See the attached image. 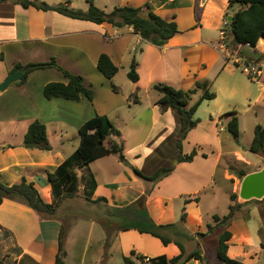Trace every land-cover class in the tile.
<instances>
[{
    "label": "crops",
    "instance_id": "crops-1",
    "mask_svg": "<svg viewBox=\"0 0 264 264\" xmlns=\"http://www.w3.org/2000/svg\"><path fill=\"white\" fill-rule=\"evenodd\" d=\"M38 1L49 6L64 4L82 11L89 7L88 0ZM92 2L106 13L115 7L144 8L148 3L154 14L167 21L173 20L178 33L163 46L156 47L143 41L131 27L97 25L54 11L0 3V84L18 69L16 66L54 60L60 68L81 76L84 88L92 92L90 101L85 97L78 102L45 99L43 87L46 84L66 83L58 70L50 68L33 71L22 82L23 75L20 81L0 93V182L12 186L25 179L34 184L46 203H52L48 175L79 146L80 125L96 114L107 116L116 129H120V134L122 128L116 122L130 123L134 127L147 124L150 148L144 154L126 155L127 162L130 160L128 166L120 162L117 155L100 158L89 165L97 182L93 199L105 198L107 206L113 208L135 205L133 221L142 218L146 224L145 218H148L156 226L175 225L162 231L170 243L163 245L160 239L137 230H120L131 217L122 218V221L127 220L123 224L119 223L121 217L116 216L112 239L105 252L107 235L102 218L88 213V216L71 219L72 214L65 213L60 215L61 219L58 216L43 219L24 204L3 199L0 204V260L5 264H55L58 234L63 225L66 228L63 264H142L136 256L173 258L180 254L176 242L186 253L198 246L205 264H222L216 257L221 229L202 237L195 234L205 233L212 217L217 215V203L210 197H215L218 175L220 183L229 184L239 181L229 166L244 169L247 174L260 170L262 158L258 155V160H250L246 156L251 142L244 147L239 135L235 143L226 131L228 119H220V116L241 105L264 101V39L260 38L252 48L257 52L254 57L244 54L245 49H251L246 45L237 46L233 53L228 47L226 50L219 48L228 0ZM101 54L107 55L118 67L112 80L105 79L96 68ZM133 59L137 63L138 81L122 80V83L116 82L115 91L108 90L106 82H115L119 73L127 78ZM243 65L260 69L257 81L253 82L255 85L240 71ZM197 82H206L215 98L201 103L194 115L199 123L182 141V153L189 154L195 149L196 157L192 162H178L176 138L180 135V119L174 109L163 111L156 104L160 95L153 86L165 84L186 91ZM134 93L137 102L132 100ZM148 93H151L148 102H142ZM197 94L199 97L200 92ZM35 121L46 127L51 146L48 151L26 147L25 134ZM110 138L107 147L113 145ZM168 167H173L172 172L156 184L139 179L131 169L138 168L149 176ZM78 175L84 177L83 169L78 170ZM231 193H235V189ZM229 202L225 213L217 216L228 213L232 204ZM183 213L185 221L180 224ZM228 231L231 234L229 258L244 264H264V202L245 204ZM132 252L135 255L132 256ZM126 257L131 263L124 262ZM204 263L190 260L185 264Z\"/></svg>",
    "mask_w": 264,
    "mask_h": 264
},
{
    "label": "trees",
    "instance_id": "trees-1",
    "mask_svg": "<svg viewBox=\"0 0 264 264\" xmlns=\"http://www.w3.org/2000/svg\"><path fill=\"white\" fill-rule=\"evenodd\" d=\"M0 3H12L18 4L22 8L27 9L34 7L41 11H54L68 18L88 21L97 25L107 23L116 28L131 27L133 32L140 36V38L156 47H161L178 33L177 24L171 20L167 21L157 16L150 10V5L147 3L144 8H131V7H115L110 13L97 8L93 5L92 0H88L89 7L86 11L79 9H73L59 4L57 6H49L45 2L38 0H0ZM145 14L144 18L140 17V14ZM229 17L232 21L228 23L225 32L226 37L230 39V46L236 48L239 45H248L250 48H255L259 39H264V0H228V13L225 19ZM229 46V47H230ZM228 47V48H229ZM263 59V56H261ZM16 68H27L22 82L25 81L27 75L36 70H44L55 68L58 70L66 83L51 82L43 87V96L47 100L63 99L66 101L78 102L82 97H85L89 101L92 100V92L85 89L83 86V79L79 75H74L68 71L60 68L54 60L47 63L28 64L24 67L16 66ZM98 72L107 80H112L118 73V67L113 64L111 59L101 54L96 63ZM127 79L136 83L138 81L137 63L133 59L129 71L127 73ZM113 91L116 88L112 87ZM153 89L159 93L156 104L166 111L172 108L176 111L180 119V135L176 138V148L178 150L177 160L178 162H192L196 157V150H192L189 154L182 153V141L185 139L189 131L193 130L199 123L198 119L194 118V115L204 101H211L215 98V94L208 90V84L206 82H197L195 86L189 90L175 89L169 85L157 84L153 86ZM200 92L199 97L192 103L193 96ZM132 100L137 102V94L134 93ZM228 119L226 125L227 133L234 139L238 140L239 137V125L237 112H228L220 116V119ZM80 137V143L75 152L70 155L64 162L59 165L56 170L48 175V180L51 185L52 203H46L40 196L38 189L33 183H27L25 179H22L20 183L12 186H6L0 182V204L3 199H11L21 204L26 205L28 208L35 211L43 219L57 218L60 202L64 199L74 198L81 191L84 200L92 205H102L105 210L99 216L102 218V226L106 229V241L105 252L107 251L111 239L115 221V217H121L119 223H125L127 220H123L126 216L131 217V221L126 222V226H121L119 229L137 230L140 233L150 234L153 237L160 239L163 245L170 243V239L162 234V231L167 228L175 227L170 226H156L148 218H145L148 222L143 223L142 218L133 221V215L136 213V206H126L124 208H113L107 206L105 198L93 199V195L97 189V182L93 173L88 168L89 165L106 156L117 155L120 162L125 166H128V162L123 155V147H116L112 145L106 146L107 139L110 137H119L120 132L107 116L94 115L91 119L83 123L78 128ZM25 143L34 145V148L48 151L51 146L48 142L46 135V127L39 121L33 122L29 127L24 137ZM250 153L255 155H264V127L257 125L253 130V138L248 148ZM87 170L85 177H79L78 170ZM133 173L141 180L156 184L163 178L168 176L173 167L160 168L151 175H145L135 168H131ZM229 170L234 172L239 179H242L247 172L244 169L238 170L233 166H229ZM81 187V188H80ZM231 205L228 208V213L219 217L214 215L212 217V223L208 224L205 233H196L195 236H205L221 229V233L218 238L216 247V257L222 264H244L240 261L229 258L227 252L229 248V241L231 234L228 228L232 221L236 219L242 213V208L245 204H258L264 202L251 200L240 204L237 202V194L232 193L229 195ZM139 212V210H138ZM185 213L180 218V224L185 221ZM248 219V216H245ZM115 221V222H114ZM183 235V234H182ZM66 236V228L61 225L58 234V250L55 258V264H63L66 252L64 249V242ZM180 250V254L173 258H167L164 255L149 258L142 256H136L142 264H185L190 260H198L204 263L202 252L197 246L195 250L190 253L184 251L183 246L176 242ZM131 255H135L134 252ZM125 263H131L130 258H124ZM0 264H5L4 260H0ZM205 264V263H204Z\"/></svg>",
    "mask_w": 264,
    "mask_h": 264
},
{
    "label": "rangeland",
    "instance_id": "rangeland-1",
    "mask_svg": "<svg viewBox=\"0 0 264 264\" xmlns=\"http://www.w3.org/2000/svg\"><path fill=\"white\" fill-rule=\"evenodd\" d=\"M78 9V8H76ZM100 9V8H99ZM81 10V9H80ZM102 10V9H101ZM227 41V46H230V39L226 37ZM229 51L233 53L234 48L229 47ZM256 51L251 49H245L244 54L248 55L249 57H254L256 55ZM86 70H87V65L85 64ZM241 71V70H240ZM122 80H127L126 77L123 78L122 72L119 73L115 79V82L112 81H107L105 86L108 88V90L112 91V87L116 85V82H121ZM96 82V81H93ZM92 82V83H93ZM252 84L255 85L256 83ZM98 85V84H97ZM255 91L257 90L256 87H252ZM151 93H148L143 96V101L142 102H148L149 96ZM198 98V94L193 96L192 103ZM115 100L119 99V97H114ZM237 112V117L239 119V135H241V139L243 142V146L245 147L246 145H249L252 138H253V130L254 127L257 125H261L264 127V101L262 102H252V103H247L246 105H241L239 106L238 109L235 110ZM144 118V117H142ZM145 119V118H144ZM195 119H198L195 118ZM116 125H119L122 128V134H120L119 137H111V142L113 145L116 147H123V155L125 156L126 160L128 156H131L132 154H138V153H145V151L150 148L148 144L150 139H148L147 131H148V126L147 124H140L137 127L131 125L130 123L124 122V124L120 122H116ZM205 128V127H204ZM118 129V128H117ZM143 129V130H142ZM120 131V129H118ZM121 133V131H120ZM149 136V135H148ZM238 140H235V143H237ZM166 149V146H165ZM246 156L250 160H258L259 157L258 155H255L253 153H250L247 151ZM262 158L261 162V167L260 169L264 166V155H259ZM130 163V160H128ZM138 169V168H137ZM90 171V169L88 168ZM139 170V169H138ZM140 171V170H139ZM87 175V170H83V176L85 177ZM216 181L218 182V185L215 187V197H210V199L215 200L214 202L217 203V212L216 214L219 215L220 213H225L226 206L230 203L228 194H232V189H235V194H237V201L243 202L239 197H238V191L240 188V182L241 179H239L238 182H219L220 181V175H218ZM100 193H104L103 191H100ZM99 195V194H98ZM208 197L210 195H207ZM255 202H251L250 204H253ZM104 212V209L102 210V205H92L88 202H86L81 194V191L78 192V195L74 198H67L64 199L63 201L60 202L59 209H58V214L57 216L59 219H61L60 215L61 214H72V218L76 217H81V216H88L91 215L92 217H99L101 213ZM70 218V217H69ZM65 222V221H64Z\"/></svg>",
    "mask_w": 264,
    "mask_h": 264
},
{
    "label": "water",
    "instance_id": "water-1",
    "mask_svg": "<svg viewBox=\"0 0 264 264\" xmlns=\"http://www.w3.org/2000/svg\"><path fill=\"white\" fill-rule=\"evenodd\" d=\"M140 17L144 18L145 14L141 13ZM228 21L231 22L232 18L229 17ZM27 71V68H19L11 72L10 75L0 84V93L5 91L9 85L20 81L24 73ZM33 146V144L26 143L27 148H32ZM238 197L243 202L251 200L260 201L264 199V166L259 171L249 173L241 179Z\"/></svg>",
    "mask_w": 264,
    "mask_h": 264
},
{
    "label": "built area",
    "instance_id": "built-area-1",
    "mask_svg": "<svg viewBox=\"0 0 264 264\" xmlns=\"http://www.w3.org/2000/svg\"><path fill=\"white\" fill-rule=\"evenodd\" d=\"M228 23H229L228 19L224 18L222 22V27L220 30V42H219V48H221L222 50H226V48L228 47L227 41H226V32H225V29ZM246 46L248 45L246 44ZM239 69L251 81H257L258 76L260 75V69H258L257 67L253 65H243ZM218 126H220V124H218ZM220 130H222V128H220ZM145 261H147V259H145Z\"/></svg>",
    "mask_w": 264,
    "mask_h": 264
}]
</instances>
